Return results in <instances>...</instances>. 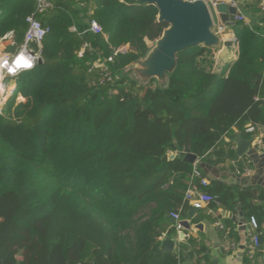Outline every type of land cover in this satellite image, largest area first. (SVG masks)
I'll return each mask as SVG.
<instances>
[{"label": "trees", "instance_id": "obj_1", "mask_svg": "<svg viewBox=\"0 0 264 264\" xmlns=\"http://www.w3.org/2000/svg\"><path fill=\"white\" fill-rule=\"evenodd\" d=\"M53 1L38 16L48 35L41 48L31 44L44 63L15 78L0 114V264H212L208 246L193 238L187 256L184 248L160 250L165 236L177 237L171 214L183 219L191 208V183L216 197L213 207L241 206L263 249L264 189L203 187L184 160L192 153L220 167L237 159L236 132L253 139L247 129L264 128L261 32L236 23L238 60L220 73L206 70L210 49L192 47L177 55L166 84L141 82L128 68L168 27L155 5ZM36 8V0H0V39L14 33L18 51ZM93 21L107 38L90 31ZM126 46L106 64L112 80L100 85L104 68L90 69ZM19 94L26 101L16 105ZM225 169L242 174L248 166Z\"/></svg>", "mask_w": 264, "mask_h": 264}, {"label": "water", "instance_id": "obj_2", "mask_svg": "<svg viewBox=\"0 0 264 264\" xmlns=\"http://www.w3.org/2000/svg\"><path fill=\"white\" fill-rule=\"evenodd\" d=\"M144 5H155L159 10V23H166L168 27L162 32L160 38L153 42L144 58L135 61L132 66H137V73L142 81L156 79L160 84H166L168 76L173 74L178 66L177 55L192 47H204L214 49L220 47L222 39L213 32L214 21L208 6L203 1L185 2L183 0H139ZM219 18L228 27L236 25L237 9L228 4L222 3L218 6ZM12 40L15 34H11ZM43 58L38 57L35 66L42 65ZM17 85L10 92V96L16 90ZM9 100V98H8ZM7 100V101H8ZM1 112V111H0ZM238 157L246 155L249 157L256 168V174L252 178L246 179L243 183L241 178H235L228 181L232 185L249 187L251 185L264 186V154H260L255 147H252L251 141H246L241 137L236 139ZM174 155L165 157L164 160H173ZM185 162L195 165L198 157L189 153L185 156ZM199 163V162H197ZM209 179L214 182L220 179L221 173L214 167L204 163L200 164ZM198 209L191 207L185 221L180 224L183 228L189 230L190 222L196 216ZM237 223L241 230L246 229L247 219L238 208ZM181 238L184 235L181 234ZM176 241L168 236L161 243L160 250L166 253H174Z\"/></svg>", "mask_w": 264, "mask_h": 264}, {"label": "crops", "instance_id": "obj_3", "mask_svg": "<svg viewBox=\"0 0 264 264\" xmlns=\"http://www.w3.org/2000/svg\"><path fill=\"white\" fill-rule=\"evenodd\" d=\"M230 1L231 0H223L225 4H229ZM240 5V13L246 19L245 24L252 30L257 29L264 37V11H262L260 7L258 8L256 0H244ZM238 26L239 25L236 24L234 27H229L226 34L223 36V41L220 47L214 48L212 50L210 49L214 59V64L217 65L219 69L217 70V73L222 72L226 67L231 66L238 60L239 48L236 43L239 33ZM3 41H8L7 43L9 45H13V43H15V40H12V38L9 36H6ZM5 48L7 47L4 46V50ZM236 134L237 136L235 140H233L231 147L235 154L238 148L236 143V139L238 137H241L246 141H251L252 147H254V138L252 139L241 136L238 132H236ZM259 153L261 155L263 154L261 152ZM197 162H199L200 165L199 159ZM197 162L196 164H198ZM239 163H242L244 166H248V170L251 171L250 176H248L246 172L240 174L231 170H224L225 167H236ZM214 168H216L222 175L217 181H225L226 183H228L229 180L235 178H241L243 183H245L246 179L252 178L256 174V168L254 164L246 155L243 157L237 156V159L232 161L231 159H227L225 164H221L220 167ZM211 182L212 181L210 180V184ZM249 187H260L264 189V186L262 185H251ZM196 192L204 193L199 191ZM190 207H193L192 203L190 204ZM238 208H241L242 212L244 213L241 206H237L234 210L229 211L226 209L213 207L211 204H203V206L198 209L196 216L190 222L191 228L189 230L183 228L181 231L177 232V237L173 238L176 241L175 252L184 248L183 252L187 256V254L190 252L188 248V242L191 238H193L208 246L210 250L209 260L212 262V264H264L262 250L257 252L253 261H251L248 257V247L251 244L252 236L257 235L256 229L250 225V221L247 219L246 229L241 230V227L237 223ZM187 214L183 219H181V221L188 219ZM228 224L231 225L232 230L228 228ZM219 225H223L224 228H220ZM181 234L184 235L183 239L181 238ZM195 262L196 261H189L187 264H195Z\"/></svg>", "mask_w": 264, "mask_h": 264}, {"label": "built area", "instance_id": "obj_4", "mask_svg": "<svg viewBox=\"0 0 264 264\" xmlns=\"http://www.w3.org/2000/svg\"><path fill=\"white\" fill-rule=\"evenodd\" d=\"M36 1H37L36 12L32 16L27 18L28 29L24 37L23 45L15 54H5V52L3 51V54L0 58V68L5 78H10L14 80L21 74L34 70L36 68L35 62L37 58L41 57L39 53H36L31 49V44L35 43L39 46V48H41V43L44 40V38L48 35L50 30L49 28H46L42 25L41 21L38 19V16L53 11L56 7V4L53 0H36ZM183 1L185 2L203 1L208 6L211 15L213 17V21H214L213 32L223 40V36L226 34L227 30L229 29V27L226 26L224 23H222V21L219 18L218 6L224 3L223 0H183ZM242 1L244 0H231L230 3L228 4L237 9L236 23H245L246 21L245 17L240 13L241 12L240 4L242 3ZM260 9L264 11V0L260 1ZM71 30L76 31L75 28H72ZM90 31L96 35H104L103 29L95 21L91 23ZM104 37L107 38L106 35H104ZM85 47H87V45H85ZM84 48L80 51L79 56L84 55ZM128 50H129L128 46L122 49L115 50L114 56L109 57L105 62L98 61L94 64V66L90 69V71L94 70V68H104V73L100 80V85H105L112 80V74L109 71V67L106 64L113 62L114 57L117 56L119 53L126 52ZM26 64H30L31 66H25ZM247 132L250 134H256V137L254 138L253 141L254 147L258 150V152L264 154V129L262 128L256 129L255 126H250L247 129ZM246 173L248 174V176H250L251 171L247 169ZM195 178L200 179L201 186L203 187H208L210 185V179L206 173L204 174L199 169V163L194 165L192 179ZM185 198L186 200L190 201V203H192L193 207H196L197 209H200L203 206V204H212L216 202V197L208 193L196 192L192 183L190 185V188L186 192ZM171 217L176 222L177 231L178 232L181 231L183 227L180 224L181 222L180 213H173L171 214ZM250 225L254 229H257L258 227L254 219L251 220ZM219 227L222 229L224 228L223 225H219ZM259 250H262L264 257V247L263 249H261V243L259 237L258 235H254L252 236L251 244L248 247V257L251 261L254 260L255 255Z\"/></svg>", "mask_w": 264, "mask_h": 264}, {"label": "rangeland", "instance_id": "obj_5", "mask_svg": "<svg viewBox=\"0 0 264 264\" xmlns=\"http://www.w3.org/2000/svg\"><path fill=\"white\" fill-rule=\"evenodd\" d=\"M6 36H9V35H6ZM6 36L3 37L2 39H0V58H1L2 54H3V51L5 52V54H15L17 52V49H18V47H15L14 43H13V45H9L7 43L8 41H3L4 38H6ZM9 37H11V36H9ZM4 46L7 47V48H5V50H4ZM149 46H150V48H152L153 47V43H150ZM198 60L200 61V60H202V58H200ZM212 61H213V63L211 65L209 63V66H207L206 70L209 71V72H217V70H219V69H218L217 65L214 64V59ZM137 69H138L137 66H134V65L132 66L131 65L128 68V72H129V74H131V76H133L134 78H137L141 82H147V81H142L139 78L138 73H137ZM1 73H2V71H1V68H0V98L3 101V104H2L3 106H2V108L0 110L1 111L0 114L3 113L4 109L6 108L7 103L9 102V100L13 96V94H12L11 97H9L10 96L9 94H10L11 90L14 88V87H11V86H15L14 84H16V80L15 79L13 80V79H10V78H5V77L1 76ZM6 88H10L9 89L10 91L7 94L4 95L2 92L4 90H7ZM8 98H9V100H8ZM25 101H26L25 98L22 97L19 94L17 96V98L15 99V104L18 105V104H20L22 102H25Z\"/></svg>", "mask_w": 264, "mask_h": 264}, {"label": "bare ground", "instance_id": "obj_6", "mask_svg": "<svg viewBox=\"0 0 264 264\" xmlns=\"http://www.w3.org/2000/svg\"><path fill=\"white\" fill-rule=\"evenodd\" d=\"M1 76H3V74L1 73ZM4 77V76H3ZM11 87H14V86H11ZM7 90H4L2 93L5 95V94H7L10 90V88H6ZM3 104V101H2V99L0 98V110H1V108H2V105Z\"/></svg>", "mask_w": 264, "mask_h": 264}, {"label": "snow or ice", "instance_id": "obj_7", "mask_svg": "<svg viewBox=\"0 0 264 264\" xmlns=\"http://www.w3.org/2000/svg\"><path fill=\"white\" fill-rule=\"evenodd\" d=\"M19 66V65H18ZM25 66H31L30 64H26Z\"/></svg>", "mask_w": 264, "mask_h": 264}]
</instances>
